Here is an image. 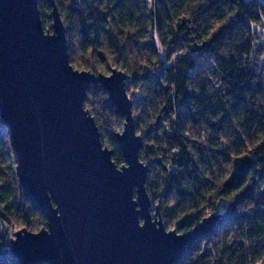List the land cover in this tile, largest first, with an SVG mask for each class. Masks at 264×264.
Returning <instances> with one entry per match:
<instances>
[{"label":"trees","instance_id":"trees-1","mask_svg":"<svg viewBox=\"0 0 264 264\" xmlns=\"http://www.w3.org/2000/svg\"><path fill=\"white\" fill-rule=\"evenodd\" d=\"M54 1L72 66L126 75L145 189L164 226L185 232L217 216L177 264H264V0ZM37 5L50 30V6ZM106 98L90 84L83 105L119 166L124 119ZM44 225L0 119V264H19L15 231Z\"/></svg>","mask_w":264,"mask_h":264},{"label":"water","instance_id":"water-1","mask_svg":"<svg viewBox=\"0 0 264 264\" xmlns=\"http://www.w3.org/2000/svg\"><path fill=\"white\" fill-rule=\"evenodd\" d=\"M46 1L50 30L37 0H0V119L15 175L45 217L36 231L14 232L11 254L19 264H177L217 216L185 232L164 226L145 189L125 73L74 68L56 3ZM95 83L124 119L119 166L83 105Z\"/></svg>","mask_w":264,"mask_h":264},{"label":"rangeland","instance_id":"rangeland-1","mask_svg":"<svg viewBox=\"0 0 264 264\" xmlns=\"http://www.w3.org/2000/svg\"><path fill=\"white\" fill-rule=\"evenodd\" d=\"M11 238H13V236H11Z\"/></svg>","mask_w":264,"mask_h":264}]
</instances>
